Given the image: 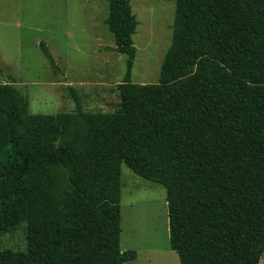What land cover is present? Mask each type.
<instances>
[{"label":"trees","instance_id":"trees-1","mask_svg":"<svg viewBox=\"0 0 264 264\" xmlns=\"http://www.w3.org/2000/svg\"><path fill=\"white\" fill-rule=\"evenodd\" d=\"M176 3L158 84H135L139 21L108 0L127 56L110 113L30 112L0 84V232L25 226V252L0 264H125L122 166L167 191L180 264H260L264 256V0ZM46 58L57 68L45 43Z\"/></svg>","mask_w":264,"mask_h":264},{"label":"rangeland","instance_id":"rangeland-1","mask_svg":"<svg viewBox=\"0 0 264 264\" xmlns=\"http://www.w3.org/2000/svg\"><path fill=\"white\" fill-rule=\"evenodd\" d=\"M130 2L139 21L133 36L137 55L131 80L158 84L173 40L176 3ZM108 16V0H0V84H14L26 95L32 114L74 111L71 90L86 112H114L121 101L117 85L126 75L127 56L115 50ZM42 43L57 68L46 58ZM121 213L122 251H143L139 263L125 264H146L153 248L175 255L170 249L166 188L140 178L126 165L122 166ZM26 248L25 226L0 232V251L25 252ZM161 255V259L167 256ZM150 260L160 264L159 256Z\"/></svg>","mask_w":264,"mask_h":264},{"label":"crops","instance_id":"crops-1","mask_svg":"<svg viewBox=\"0 0 264 264\" xmlns=\"http://www.w3.org/2000/svg\"><path fill=\"white\" fill-rule=\"evenodd\" d=\"M171 251H173V250H171ZM142 252L143 251H141V249L138 251L137 258L134 261H137V262L141 261ZM162 252L167 254V256L163 257V259H161L162 258V255H161ZM173 253H175V255L170 254L171 255V257H170L169 253H167V250H159V249H155V248L150 249V250H148V253H147L148 257H147L145 263L151 264L152 260H150V259L152 257H155V256H159L160 264H178V262L180 263L178 254L175 251H173ZM150 254H151V257H150Z\"/></svg>","mask_w":264,"mask_h":264}]
</instances>
